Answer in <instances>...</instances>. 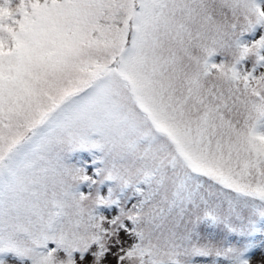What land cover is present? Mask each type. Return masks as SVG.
Here are the masks:
<instances>
[{
	"label": "snow or ice",
	"instance_id": "obj_1",
	"mask_svg": "<svg viewBox=\"0 0 264 264\" xmlns=\"http://www.w3.org/2000/svg\"><path fill=\"white\" fill-rule=\"evenodd\" d=\"M257 248L264 0H0V264Z\"/></svg>",
	"mask_w": 264,
	"mask_h": 264
},
{
	"label": "rangeland",
	"instance_id": "obj_2",
	"mask_svg": "<svg viewBox=\"0 0 264 264\" xmlns=\"http://www.w3.org/2000/svg\"><path fill=\"white\" fill-rule=\"evenodd\" d=\"M84 158H85V159H88L87 154H84ZM91 173H92V169L89 168V174H91ZM108 214H109V215H114L115 213L112 212V213H108ZM262 255H264V250L259 249V248L255 249L254 252H253V254H252V261H253V264H258V261L261 259V256H262ZM109 259L111 260L112 258L109 257Z\"/></svg>",
	"mask_w": 264,
	"mask_h": 264
}]
</instances>
